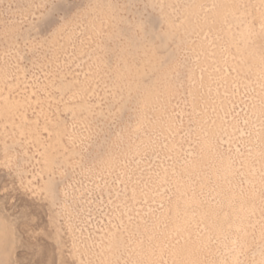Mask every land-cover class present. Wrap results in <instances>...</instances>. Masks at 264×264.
Returning a JSON list of instances; mask_svg holds the SVG:
<instances>
[{"label": "rangeland", "instance_id": "1", "mask_svg": "<svg viewBox=\"0 0 264 264\" xmlns=\"http://www.w3.org/2000/svg\"><path fill=\"white\" fill-rule=\"evenodd\" d=\"M0 264H264V0H0Z\"/></svg>", "mask_w": 264, "mask_h": 264}]
</instances>
